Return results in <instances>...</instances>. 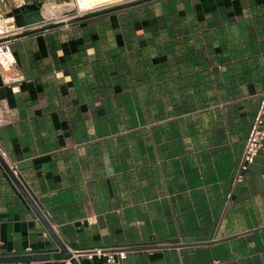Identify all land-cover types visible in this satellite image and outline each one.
Returning a JSON list of instances; mask_svg holds the SVG:
<instances>
[{"label": "crops", "instance_id": "0c3cea01", "mask_svg": "<svg viewBox=\"0 0 264 264\" xmlns=\"http://www.w3.org/2000/svg\"><path fill=\"white\" fill-rule=\"evenodd\" d=\"M13 52L0 144L69 248L264 264V145L233 180L264 90V0H153L19 37ZM49 250L0 166V257Z\"/></svg>", "mask_w": 264, "mask_h": 264}, {"label": "built area", "instance_id": "2783aa9c", "mask_svg": "<svg viewBox=\"0 0 264 264\" xmlns=\"http://www.w3.org/2000/svg\"><path fill=\"white\" fill-rule=\"evenodd\" d=\"M135 0H41L34 1L39 6V13L42 16L40 25L67 21L76 17L84 16L89 13L101 11ZM33 3V2H31ZM27 0H0V76L6 69L15 64L13 43L25 29L18 26L14 15H8L14 9L22 8L31 4ZM48 7H54L53 11L47 12ZM26 14H23L25 16ZM39 25V26H40ZM67 26V25H65ZM264 145V90L260 95L257 111L253 118V123L246 137L241 160L239 161L234 175V182H241L244 173L250 164L253 163L258 152ZM0 155L7 162L13 173L16 175V167L10 164L6 158V152L0 144ZM88 223H94L95 218L88 217ZM73 256L79 261L82 258L91 260L93 258L102 259L107 264H121L126 257V250H113L107 246H93L89 248L72 249ZM21 264V263H18ZM81 264V263H80ZM213 264H219L214 260Z\"/></svg>", "mask_w": 264, "mask_h": 264}, {"label": "water", "instance_id": "95a60500", "mask_svg": "<svg viewBox=\"0 0 264 264\" xmlns=\"http://www.w3.org/2000/svg\"><path fill=\"white\" fill-rule=\"evenodd\" d=\"M153 0H135L125 4H121L115 7L107 8L101 11L86 14L84 16L69 19L67 21H61L56 23H50L45 25H40L42 22V16L39 13V6L37 3L33 2L27 4L19 9H14L8 15H14L15 21L18 26L24 27V31L20 33L17 37H25L33 34H37L46 30L56 29L65 25L73 24L79 21H83L89 18L98 17L101 15L109 14L112 12H117L123 9L141 5L146 2ZM23 14H26L23 16ZM40 25V26H39ZM0 166L5 170L9 178L12 180L14 185L17 187L19 192L22 194L24 199L27 201L37 218L41 221L44 228L48 232L49 236L55 243L57 251H46L42 253H35L32 255H22V256H10V257H0V264H80L79 261L73 256L69 247L60 239L55 230L53 229L50 222L47 220L43 212L34 202L28 191L25 189L24 185L20 182L17 176L13 173L7 162L0 155ZM55 256V259H51Z\"/></svg>", "mask_w": 264, "mask_h": 264}, {"label": "bare ground", "instance_id": "6f19581e", "mask_svg": "<svg viewBox=\"0 0 264 264\" xmlns=\"http://www.w3.org/2000/svg\"><path fill=\"white\" fill-rule=\"evenodd\" d=\"M53 8H54V7H48L46 11H47V12L53 11Z\"/></svg>", "mask_w": 264, "mask_h": 264}, {"label": "rangeland", "instance_id": "374dc122", "mask_svg": "<svg viewBox=\"0 0 264 264\" xmlns=\"http://www.w3.org/2000/svg\"><path fill=\"white\" fill-rule=\"evenodd\" d=\"M51 259H53V260H54V259H55V256H52V258H51Z\"/></svg>", "mask_w": 264, "mask_h": 264}]
</instances>
